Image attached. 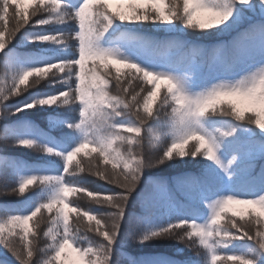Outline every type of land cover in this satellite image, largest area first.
Wrapping results in <instances>:
<instances>
[{
	"label": "snow or ice",
	"instance_id": "obj_1",
	"mask_svg": "<svg viewBox=\"0 0 264 264\" xmlns=\"http://www.w3.org/2000/svg\"><path fill=\"white\" fill-rule=\"evenodd\" d=\"M0 69V264H264V0H0Z\"/></svg>",
	"mask_w": 264,
	"mask_h": 264
},
{
	"label": "rangeland",
	"instance_id": "obj_2",
	"mask_svg": "<svg viewBox=\"0 0 264 264\" xmlns=\"http://www.w3.org/2000/svg\"><path fill=\"white\" fill-rule=\"evenodd\" d=\"M26 5V4H25ZM85 179H86V185L87 186H89V187H100V186H102V182H100V184H97L96 182H95V179H94V177H89V176H87V175H84L83 176ZM93 183V184H92ZM11 197V196H10ZM70 199H78L77 197H75V196H72V197H70ZM88 200H87V198H85V199H83V200H78V202L79 203H81V205L83 206V204L85 203V202H87ZM84 207V206H83ZM236 207H239V206H236ZM69 259L70 260H75V257H74V255L73 254H71V253H69Z\"/></svg>",
	"mask_w": 264,
	"mask_h": 264
},
{
	"label": "trees",
	"instance_id": "obj_3",
	"mask_svg": "<svg viewBox=\"0 0 264 264\" xmlns=\"http://www.w3.org/2000/svg\"><path fill=\"white\" fill-rule=\"evenodd\" d=\"M25 6H27V5H25ZM0 73H2V69H0ZM147 142V141H146ZM20 155H22V156H26L27 155V153L25 152V153H20ZM30 159H34V155L32 156V157H29ZM189 167H191V166H189ZM171 170H169V172H170ZM165 174H168V172H166ZM86 181V179L84 178V177H82V181L81 182H83V183H86L85 182ZM4 182H3V180H0V185H2ZM93 184V183H92ZM17 197H8V200L9 201H12V202H15V201H17ZM3 203V198H0V204H2ZM8 206H14V205H8ZM83 206L84 207H89V206H91V207H99V206H97V205H91L90 204V202L89 201H87V202H85L84 204H83ZM3 213L2 212H0V215H2ZM129 251H132V249L131 248H129ZM0 258H2V257H0Z\"/></svg>",
	"mask_w": 264,
	"mask_h": 264
}]
</instances>
